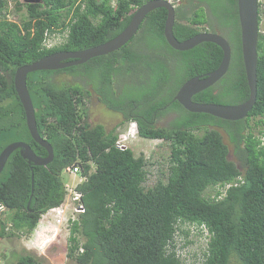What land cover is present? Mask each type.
<instances>
[{
  "label": "trees",
  "instance_id": "1",
  "mask_svg": "<svg viewBox=\"0 0 264 264\" xmlns=\"http://www.w3.org/2000/svg\"><path fill=\"white\" fill-rule=\"evenodd\" d=\"M146 1L15 0V9L25 7L27 13L17 22L6 18L8 0H0V152L13 141H24L36 155L47 154L26 127L14 87L16 69L54 52L113 38ZM166 15L163 7L150 11L131 40L111 53L80 65L28 73L37 129L53 147V159L42 166L26 161L19 149L10 154L0 173V203L5 206L0 238L30 234L43 212L62 203L67 176L62 170L79 162L87 178L76 189L85 211L70 227L67 248L76 264H182L174 252H165L178 222L207 226L209 255L202 264H264V143L259 138L264 129L256 132L250 124L252 118H258L255 126L264 124V33L258 34L255 104L246 118L225 120L190 112L174 100L185 81L217 68L222 50L212 42L172 48L163 33ZM207 28L229 42L230 64L220 80L192 100L241 103L249 90L236 0H185L175 6L173 34L178 41ZM59 31L65 32V40L46 44ZM61 73L72 75L74 83L59 82ZM90 89L108 109L123 115L122 122L134 121L140 137L169 144L165 181L158 178L145 186L149 161L130 147L116 148L114 127L106 130L88 122ZM165 116L166 126H157ZM201 129V135L195 133ZM219 129L232 144L236 161L228 158ZM239 176L242 180L236 181ZM233 181L237 184L221 196L220 187ZM15 264L43 263L26 253Z\"/></svg>",
  "mask_w": 264,
  "mask_h": 264
},
{
  "label": "water",
  "instance_id": "2",
  "mask_svg": "<svg viewBox=\"0 0 264 264\" xmlns=\"http://www.w3.org/2000/svg\"><path fill=\"white\" fill-rule=\"evenodd\" d=\"M25 3H39L41 0H23ZM238 22L240 28L241 55L246 82L249 90L248 98L238 104L198 103L192 96L220 80L228 70L231 59V47L225 37L217 32L201 31L183 41H178L173 34L175 6L169 0H148L133 12L127 26L113 38L81 50L58 51L41 57L29 64L18 67L14 73V87L22 105L25 123L31 138L42 146L47 154L38 156L28 143L13 141L0 152V173L10 154L19 149L20 155L34 165H47L53 159V147L38 132L35 109L27 87V75L39 70H57L80 65L96 56L111 53L127 44L137 33L146 15L155 8L167 10L163 33L168 44L176 50H187L201 42H212L222 50V58L216 69L203 75L194 76L185 81L178 89L174 100L178 101L190 112L207 113L225 120H240L247 117L256 101L257 93V43L259 34L258 0H236Z\"/></svg>",
  "mask_w": 264,
  "mask_h": 264
},
{
  "label": "rangeland",
  "instance_id": "3",
  "mask_svg": "<svg viewBox=\"0 0 264 264\" xmlns=\"http://www.w3.org/2000/svg\"><path fill=\"white\" fill-rule=\"evenodd\" d=\"M14 1L15 0H8V17L11 20L21 22L27 16L26 10L25 7H23L21 11H17V9H15ZM170 1L174 6H177L185 0ZM258 3V16L260 17L259 31L264 33V0H258ZM215 29L224 32L222 29H217V26H215ZM65 37V32H56L48 37V43H61L65 40ZM56 79L65 84L74 83L72 75L68 73H61ZM85 107L87 108L88 114L87 120L93 126L101 124L106 130H110L114 127L115 132L119 134L126 130V128L130 125H134V121L132 120L122 122V115L116 112L114 113L110 109L106 108V106L98 100L97 96L93 92L90 93ZM257 119L258 118H252L250 120V124L256 132L260 129H264V124L255 126ZM168 120V116L162 117L156 122V125L166 126ZM219 131L222 135L223 141L228 145V158L232 161H236L232 152V144L230 143L226 133L222 129H219ZM203 132V129L195 131L198 135H201ZM130 148L135 156L143 155L144 158L149 161V164L145 166L147 171L144 183L145 186H152L158 178H161L163 181L166 180L170 166V146L168 143L159 139L142 138L139 135H136V138L130 143ZM64 175L66 176L67 174ZM66 181L76 184L78 182V178L67 175ZM210 192H212V190ZM72 211V207L70 208L69 206L66 216H69ZM63 226L57 229V227L53 228L49 225L46 227L39 223V226L35 227L28 235L18 233L15 237L0 238V264H15L19 255L26 253L35 256L43 264H76L73 257L68 254L70 251H67L70 243V228ZM180 228H182V230H185L186 228L188 229V225L186 223H181ZM188 236L191 240L190 244L184 245V237L182 234L181 240H179L178 244L182 245L181 251L188 255H192L196 249L194 248L196 246V238L193 237L191 233ZM4 253H8L7 257Z\"/></svg>",
  "mask_w": 264,
  "mask_h": 264
},
{
  "label": "built area",
  "instance_id": "4",
  "mask_svg": "<svg viewBox=\"0 0 264 264\" xmlns=\"http://www.w3.org/2000/svg\"><path fill=\"white\" fill-rule=\"evenodd\" d=\"M6 18L10 21H16V20H11L8 17V11L6 13ZM46 44L50 46L53 45L52 43H48V40L46 41ZM136 135H138V129L136 123L134 122L133 126L130 125L128 128H126V130L118 134V137L114 143L115 147L118 149H125L127 147H130V143L133 139L136 138ZM259 138L261 140V143L263 144L264 136L260 135ZM81 171L82 168L79 162H74L73 164L65 167L62 170L63 173L67 174L70 177L71 176L77 177L78 182L76 184L70 183V181H66L64 183V188L66 193L62 203L59 204L58 206L51 207L47 209L45 212H43L40 215L36 227L39 226L40 223L46 227L48 225L52 226L53 228L57 227V229H59L63 225H65L63 227L70 228L72 223L78 220L79 215L85 211L84 205L81 201L82 194L76 189V186L82 181H85L87 178L86 175H83L81 173ZM238 180H242L241 176L237 177L236 181ZM232 184H237V182L233 181L231 183H226L224 186L220 187V190L222 191L221 196L224 195L226 188H228ZM69 206L70 208L72 207L73 211L70 212L69 216H66ZM4 210H5V206L2 203H0V213L3 212ZM180 224L181 223L178 222L177 225H175V227L177 226V228L175 229L172 237L169 238L167 243L165 244L166 254L174 252V255L181 260L182 264H202L209 255L208 243L211 234L207 226L204 223L186 222V224L188 225V229L186 228L185 230L188 231V235H190L191 233L193 237L196 238V246L194 247L196 249L192 255H188L183 251H181L182 245L178 244L179 240H181V234L184 237L183 239L184 245H188L191 243V240L188 238L189 236L188 235L186 237L184 236V233L182 232V228H180ZM9 226L10 225H8V227ZM78 251L79 252L83 251L82 246L79 247Z\"/></svg>",
  "mask_w": 264,
  "mask_h": 264
},
{
  "label": "flooded vegetation",
  "instance_id": "5",
  "mask_svg": "<svg viewBox=\"0 0 264 264\" xmlns=\"http://www.w3.org/2000/svg\"><path fill=\"white\" fill-rule=\"evenodd\" d=\"M206 31H209V29L207 28V30ZM90 92H92V90L90 89ZM94 93V92H93ZM107 108V107H106ZM111 111H113V110H111ZM114 113L116 112V113H119V114H121L120 112H117V111H113ZM122 115V114H121ZM122 119H123V115H122Z\"/></svg>",
  "mask_w": 264,
  "mask_h": 264
}]
</instances>
